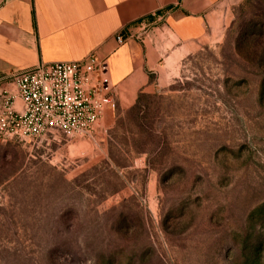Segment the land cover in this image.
<instances>
[{
    "label": "rangeland",
    "instance_id": "374dc122",
    "mask_svg": "<svg viewBox=\"0 0 264 264\" xmlns=\"http://www.w3.org/2000/svg\"><path fill=\"white\" fill-rule=\"evenodd\" d=\"M89 138L0 143V264H264V0Z\"/></svg>",
    "mask_w": 264,
    "mask_h": 264
},
{
    "label": "crops",
    "instance_id": "0c3cea01",
    "mask_svg": "<svg viewBox=\"0 0 264 264\" xmlns=\"http://www.w3.org/2000/svg\"><path fill=\"white\" fill-rule=\"evenodd\" d=\"M238 0H0V77L39 63L106 60L116 100L136 104L223 25ZM147 34L136 39L141 24ZM127 39L123 44L117 35ZM151 77H154L152 82Z\"/></svg>",
    "mask_w": 264,
    "mask_h": 264
},
{
    "label": "built area",
    "instance_id": "2783aa9c",
    "mask_svg": "<svg viewBox=\"0 0 264 264\" xmlns=\"http://www.w3.org/2000/svg\"><path fill=\"white\" fill-rule=\"evenodd\" d=\"M141 24L136 39L147 34ZM117 35L119 44L127 39ZM116 102L106 60L90 53L78 62L39 63L0 77V143L49 136H92L106 109Z\"/></svg>",
    "mask_w": 264,
    "mask_h": 264
},
{
    "label": "trees",
    "instance_id": "16d2710c",
    "mask_svg": "<svg viewBox=\"0 0 264 264\" xmlns=\"http://www.w3.org/2000/svg\"><path fill=\"white\" fill-rule=\"evenodd\" d=\"M151 80H152V82H153V81H154V77H151ZM139 98H140V95H139ZM139 98H138V99H139ZM137 102H138V101H137Z\"/></svg>",
    "mask_w": 264,
    "mask_h": 264
}]
</instances>
